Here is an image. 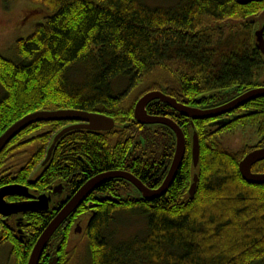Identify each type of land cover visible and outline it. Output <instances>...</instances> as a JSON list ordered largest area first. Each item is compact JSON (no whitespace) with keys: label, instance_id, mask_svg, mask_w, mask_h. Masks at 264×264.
<instances>
[{"label":"trees","instance_id":"16d2710c","mask_svg":"<svg viewBox=\"0 0 264 264\" xmlns=\"http://www.w3.org/2000/svg\"><path fill=\"white\" fill-rule=\"evenodd\" d=\"M14 1L2 0L4 5ZM28 1L37 6L36 17L44 15L43 22L29 36L14 42L12 57L0 54V136L37 111L100 114L112 118L115 128L106 133L73 131L64 135L48 164L35 173L53 136L65 123L31 125L0 154V188L22 185L40 195L63 182L73 194L90 178L123 169L130 161L125 155L135 135H145L147 151L135 158L139 173L134 177L147 188H157L162 170L152 176L148 166L151 161L161 169L169 166L175 137L165 127L148 133L146 126L134 120L139 98L160 91L190 107L199 101L215 103L246 80L255 86L250 76L251 64L257 61L253 32L264 13L260 1L240 6L235 0H178L170 7L155 8L144 0ZM246 25H253V31L243 27ZM240 30L247 31L246 35L240 37ZM243 39L249 40L245 48L251 50L242 53L236 49ZM74 71L80 74L78 81L72 78ZM251 106L257 113L250 118L257 145L231 150L218 134L204 131L200 122H193L192 129L190 120L168 105L151 102L148 114L166 116L183 131L187 156L162 198L149 201L139 196L131 201L122 197L120 204L89 215L80 236L85 239L91 264H264V185L246 183L238 169L248 152L264 146V99ZM194 132L200 145L197 169L190 156ZM252 172L264 173V161ZM194 174L198 184L190 199ZM123 186L121 182L115 188L125 190ZM59 209L24 214L23 243L17 240L14 218L6 223L0 217V249L9 248L14 264H27L35 242ZM85 212L79 207L63 222L39 264H47L51 256L59 259L58 264L74 263L76 247L67 250L75 222L70 219ZM118 212H137L145 221L144 236L110 245L103 232ZM55 244L61 246L59 253Z\"/></svg>","mask_w":264,"mask_h":264},{"label":"water","instance_id":"95a60500","mask_svg":"<svg viewBox=\"0 0 264 264\" xmlns=\"http://www.w3.org/2000/svg\"><path fill=\"white\" fill-rule=\"evenodd\" d=\"M240 6H246L255 0H235ZM264 16V13L261 15ZM260 16V17H261ZM259 17V18H260ZM258 20L256 24H258ZM259 29V28H258ZM255 28V30H258ZM262 30L259 29L253 34L254 44L256 48L264 54V41L261 37ZM259 98H264V88H258L249 90L248 92L242 94L240 97L234 101L221 106L214 110L200 111L196 108L187 107L183 104L178 103L175 99L164 95L160 91H150L145 93L136 102L133 110L134 120L142 126L146 125H163L168 127L175 135V150L172 158V162L169 171L163 181L157 189H149L144 184H142L133 175L121 172V171H109L105 173L98 174L87 182H85L81 188L71 197L65 205L61 208L58 214L49 222L45 229L40 234L39 238L35 242L27 264H39V261L50 242L53 235L82 204V202L92 193L105 184L112 180H123L131 184L144 200H154L163 197L168 189L171 187L178 170L180 169L186 150V139L180 128L169 118L150 116L147 114V106L154 101H158L161 104L168 105L173 111L190 120L191 128L193 129V122L197 120H207L219 117L221 115L227 114L238 107L245 105L248 102L254 101ZM42 122H67V126H64L60 131H58L52 138L51 143L46 151V156L40 167L35 171L38 173L40 168L45 167L50 161L56 144L59 140L66 134L73 131H86L91 133H106L114 130L115 122L112 118L106 117L100 114H93L84 111L77 110H56V111H37L28 114L15 122L10 126L1 136H0V154L6 148V146L16 138L21 132L36 123ZM191 164L194 169L198 168L199 157H200V145L197 133L194 132L191 135ZM264 160V148L260 150L253 151L245 156L241 162L238 164V169L242 179L252 185H264V174H253L251 168L258 162ZM198 184V176L194 174L192 176V182L188 190V196L193 199L196 188ZM53 196L60 198L62 194V186L56 185L51 191ZM30 193L29 188L22 185H7L0 188V216L8 220L10 217H18L15 221L17 240L23 243L26 239L22 231L23 219L22 214L26 213H37V212H48L52 204L51 196L40 195L33 196ZM7 197H19L28 198L25 202H15L8 203L5 201ZM106 200L111 203H116L117 200L112 197H106ZM81 230L77 226L74 233H80ZM61 249L60 244L56 245L55 251L59 252ZM59 259L54 256L51 257L47 264H58Z\"/></svg>","mask_w":264,"mask_h":264},{"label":"flooded vegetation","instance_id":"af4514ba","mask_svg":"<svg viewBox=\"0 0 264 264\" xmlns=\"http://www.w3.org/2000/svg\"><path fill=\"white\" fill-rule=\"evenodd\" d=\"M255 1H260V2H262V4H264V0H255ZM243 27H246V28H249V29L251 28L252 31L254 29L253 25H246V26H243ZM256 27H255L256 29L259 28V29L262 30L261 37H262V39L264 41V22L261 25L260 24L259 25L256 24ZM258 30H254L253 34L255 33V31H258ZM246 32L247 31H244V30L241 31L240 30L239 31V33H241L240 37L246 35ZM242 43H243V45H242ZM242 43L238 42V44H237V48L238 49H236V50L237 51H242V53H243V52H246V50L250 49V48H248V49L245 48V47H249V46H245V45L249 44V40L248 39H243ZM252 44H253V42H252ZM252 47H253L252 49L254 51H256L255 57H256L257 61H256V63L251 64V66H252V68L254 70H253V72H251V76L250 77H251V80H254V82H256L255 86L248 85V80H246L245 81L246 83H243V84L240 85V86H242L241 88H237V86H234V89L232 91L228 92L227 96L220 97L217 100V102H215V103L200 104L199 103L200 101H199L197 105L190 106V107L191 108H196V109H198L200 111L214 110V109H217V108H219L221 106H224V105L234 101L235 99L240 97L242 94L248 92L249 90L258 89V88H264V54H262L256 48L255 44H254V46L252 45ZM234 50H235V47L233 46L230 49V51L232 52ZM261 99H264V98H259V99H256L254 101L248 102L245 105H242V106L238 107L237 109H234L231 112H229L227 114H224V115H221L219 117L212 118V119H207V120H197V121H194V122H200L201 126L204 127V131L209 132V133L218 134L219 138H221V136L226 135V134L239 133V132L244 133L248 129L252 130L253 133L256 135V133H257L256 129H255L254 126H251V125H253V123L250 122V118L251 117H253V118L257 117V115H256L257 113L251 111V109L253 108L251 105H255V102L258 101V100H261ZM187 107H189V106H187ZM147 114H148V112H147ZM148 115L157 116V115H153V114H148ZM157 117H166V116H157ZM185 119H187V118H185ZM237 121H241V122L239 123ZM68 124L69 123H65L64 125L67 126ZM164 127L169 129L168 127L163 126V125H146V130L149 129L148 133H149V131H154L157 128L160 129V131H162V128H164ZM182 133H183V131H182ZM172 134L174 135L173 132H172ZM184 136H185V134H184ZM135 137H137V139H135ZM135 137H131V139H130L131 142L130 143H131V147L132 148H130V150H128L126 152V155H125V157H127V158L130 157L131 158V159L128 158L130 161L126 164V166L123 169L119 168V169L116 170V171L129 173V174H131L133 176H134V173H139L137 167L134 166V165H136L135 162H134L135 158L137 159L140 154L141 155H145L146 154L145 151H147L146 149H144L145 148V139H144L145 135L144 136H140L141 139L137 135H135ZM174 137H175V135H174ZM185 138H186V136H185ZM256 138H257V142H258L257 135H256ZM138 141H139L140 145L138 144ZM175 142H176V139H175ZM257 142H256V144L254 146H244V147H255L257 145ZM241 148H243V147H241ZM241 148H238V149H241ZM263 148H264V146H262L260 148H254L253 150L248 152L245 156H247L249 153H251L253 151L260 150V149H263ZM187 153H188V149L186 147L184 158L187 156ZM184 158H183V160H184ZM263 161H261V162H263ZM171 162H172V160H171ZM171 162H170L169 166L166 169L164 167H162V169H161L159 166H155L152 161L150 162V164L148 166V168H150V170H151V175L152 176L156 173V171L158 172L159 170H162L163 179L161 181V184L163 183V181H164V179H165V177H166V175H167V173L169 171ZM261 162H258V163H261ZM258 163H256V164H258ZM255 165H253L252 168ZM252 168H251V172H252ZM162 174H160V176H162ZM253 174H258V173H253ZM261 174H264V173H261ZM73 177L74 176L69 178V180L67 181V184L72 185ZM147 179L149 180L150 176H148ZM108 182H110V181H108ZM121 182L124 183L123 187H124L125 190H119L118 188H115L116 185H118ZM105 184H103L100 187H98L97 189H95V191L92 192L82 202V204L80 205L81 209L84 210V212H85V210H88V211L85 212V214L83 216H81V217H77L76 216V217H74V218L72 217L70 219V220H75V222L73 223L72 233H74L75 228L77 226H79L81 232L77 233V234H81L84 231V229L87 227V225H88V223L90 221L89 215H95V212H99V211L104 210L105 208L108 207L107 205L120 204L122 202L123 198H125V197H128L131 201H135V200H137V199H139L141 197V195L139 194L137 189H135L131 184H129V183L123 181V180H118L116 184L111 185V186H105ZM57 185H61L62 186V194H61L60 198H57V196H53L51 194L52 190L48 191V192H45L44 194H40V195H48L49 194L51 196V199H52V204L50 206V209L54 210V209H59L57 207H60V209L58 210V212H59L61 210V208L65 205V203L71 197H73V195L81 188L82 185L73 194L72 193L69 194L67 192L68 187H67V185L65 183L61 182V183H59ZM160 185L157 188H159ZM157 188H154V189H157ZM149 189L154 190L153 188H149ZM115 190H118V192H116ZM167 192H166V194H167ZM40 195H33V196H40ZM106 197L115 198L117 200V202L116 203H111V202L106 200ZM10 198H14V199H10ZM27 200H28V198H19V197H7L5 199V201L8 202V203L25 202ZM91 201H93V202H91ZM50 209H49V211H50ZM58 212L55 214V216L58 214ZM37 213H43V212H37ZM44 213H46V212H44ZM23 215L24 214H22V217H21L22 219H24ZM2 218L4 219V221L6 223L9 222L10 218H14L15 221L17 219H19L18 217H10L8 220H6L4 217H2ZM15 221H14V224H15ZM21 228H22V226H21ZM55 245H57V244H55ZM51 257H54V256H51ZM51 257L48 258V261H49V259Z\"/></svg>","mask_w":264,"mask_h":264},{"label":"rangeland","instance_id":"374dc122","mask_svg":"<svg viewBox=\"0 0 264 264\" xmlns=\"http://www.w3.org/2000/svg\"><path fill=\"white\" fill-rule=\"evenodd\" d=\"M178 0H144L148 7H170ZM37 6L28 0H15L8 5H4L0 0V54L5 57L14 55V42L17 39H24L29 36L37 24L43 22L44 15L36 17L34 11ZM264 22V16L258 20V25ZM257 28V27H256ZM73 80L78 81L80 74L78 71L72 72ZM248 129L244 133H232L221 136V143L231 150H236L244 146H254L257 142L256 135ZM146 231L145 221L136 213L118 212L114 214L113 221L104 230L103 236L110 245L117 246L134 237H143ZM81 234H70V251L76 247L73 257V264H91L88 252L86 251L85 239ZM9 255V248L0 249V264H14L13 258Z\"/></svg>","mask_w":264,"mask_h":264},{"label":"bare ground","instance_id":"6f19581e","mask_svg":"<svg viewBox=\"0 0 264 264\" xmlns=\"http://www.w3.org/2000/svg\"><path fill=\"white\" fill-rule=\"evenodd\" d=\"M59 253V252H58Z\"/></svg>","mask_w":264,"mask_h":264}]
</instances>
